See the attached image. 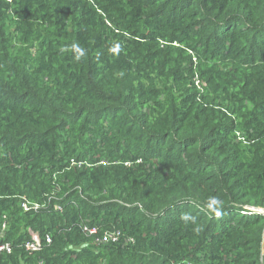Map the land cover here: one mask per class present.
Segmentation results:
<instances>
[{
	"label": "trees",
	"instance_id": "1",
	"mask_svg": "<svg viewBox=\"0 0 264 264\" xmlns=\"http://www.w3.org/2000/svg\"><path fill=\"white\" fill-rule=\"evenodd\" d=\"M4 242L0 264H264V0H0Z\"/></svg>",
	"mask_w": 264,
	"mask_h": 264
},
{
	"label": "built area",
	"instance_id": "2",
	"mask_svg": "<svg viewBox=\"0 0 264 264\" xmlns=\"http://www.w3.org/2000/svg\"><path fill=\"white\" fill-rule=\"evenodd\" d=\"M195 84L200 86V81L199 79H195ZM101 163H105V162H101ZM126 165H128L129 163H125ZM21 207L23 208V210L28 211V210H37L38 208H40V206L42 204L37 203V202H30L28 201L26 198H24L23 196L21 197ZM56 209H59V206H55ZM258 213H260L261 211H257ZM5 227V222L2 224V229H4ZM83 230L85 232H87L89 235H96L97 234V228L95 226H91V227H87L84 226ZM121 236V232L120 230H105L103 233H101L100 235L96 236L94 238L93 243L97 244H106V243H110V242H116L119 240ZM45 241L47 243L50 242V237L46 236ZM42 244V240L40 239V237L38 236V234L31 232V238L28 239L25 243H24V248L25 250L28 251H36L38 249H40ZM12 248L11 245L8 242H4V243H0V254L1 253H6L9 254L11 253Z\"/></svg>",
	"mask_w": 264,
	"mask_h": 264
}]
</instances>
